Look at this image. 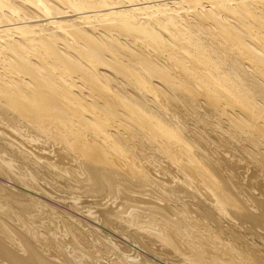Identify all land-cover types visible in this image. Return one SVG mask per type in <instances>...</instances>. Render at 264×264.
I'll use <instances>...</instances> for the list:
<instances>
[{
    "label": "bare ground",
    "instance_id": "1",
    "mask_svg": "<svg viewBox=\"0 0 264 264\" xmlns=\"http://www.w3.org/2000/svg\"><path fill=\"white\" fill-rule=\"evenodd\" d=\"M0 264H264V0H0Z\"/></svg>",
    "mask_w": 264,
    "mask_h": 264
}]
</instances>
